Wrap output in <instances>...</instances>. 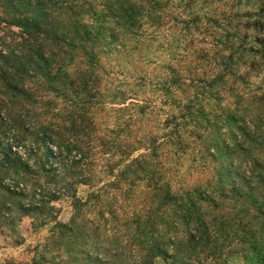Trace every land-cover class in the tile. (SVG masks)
I'll use <instances>...</instances> for the list:
<instances>
[{"label":"trees","instance_id":"trees-1","mask_svg":"<svg viewBox=\"0 0 264 264\" xmlns=\"http://www.w3.org/2000/svg\"><path fill=\"white\" fill-rule=\"evenodd\" d=\"M191 9L189 0H0V209L49 218L48 250L63 261L264 264V76L254 87L244 73L264 58H250L257 49L238 42L236 27L214 13L200 24ZM165 26L184 34L165 50L158 106L117 97L108 55L138 50ZM185 34L212 42L190 51ZM126 101L135 115H119L107 136L100 112ZM61 196L67 222L54 211Z\"/></svg>","mask_w":264,"mask_h":264},{"label":"rangeland","instance_id":"rangeland-1","mask_svg":"<svg viewBox=\"0 0 264 264\" xmlns=\"http://www.w3.org/2000/svg\"><path fill=\"white\" fill-rule=\"evenodd\" d=\"M189 3L193 9L189 12L196 13L197 18H199L197 21L200 24H207L209 18L215 15L214 17L218 18L224 29L230 25L237 28L238 42L244 41L243 43L257 49L255 53L250 54V58L253 57L256 61L264 58V52L259 51L264 48V0H189ZM211 14L213 15L211 16ZM207 26L203 27V30ZM167 29H169L168 26L153 32L148 30L144 39L145 43L136 51L108 55L110 68L113 66L116 73L110 74L108 81H112L114 85L120 81L119 89L112 87L113 93L117 97L118 92L136 93L140 99L147 101L149 106H158L160 99L153 85L163 73L162 64L172 56L165 50L171 47L174 40H178V37L184 34L183 32L182 34L179 33L178 30ZM13 30L16 32V29ZM204 35L193 37L186 35V41H183V45L188 44L187 49L190 51L204 44L210 45L212 38ZM182 51L181 47L177 51L178 56L183 55ZM248 70L250 71L248 76L254 82L253 86L257 87L258 82L264 76L262 64L259 62L256 66H251L249 69L245 68L244 73ZM135 74L146 77L144 86L141 85L143 82L137 80ZM115 75L116 79H113ZM126 104L127 101L121 105L108 104L107 108L100 112L101 132L108 130L107 136L112 137L111 130L114 129L113 126L116 124L119 115L124 120L128 116L133 117L135 115V108L126 109ZM15 152L24 160L28 158L27 148L16 149ZM3 184L5 187L10 186L12 190L14 189L9 180H4ZM85 190V188L80 189V193L83 191L84 196ZM0 193L3 194V190L0 189ZM22 202L27 206L30 203L29 197ZM69 203L70 201L62 196L60 200L54 203V211L58 221H68L71 213ZM48 220L50 219L45 217L34 218L30 215H23L17 210H13L10 214L0 209V264H94L93 260L70 263L63 261L57 253H51L49 250H52L53 246L48 243V228L50 227ZM227 258L225 264H244L236 255Z\"/></svg>","mask_w":264,"mask_h":264}]
</instances>
